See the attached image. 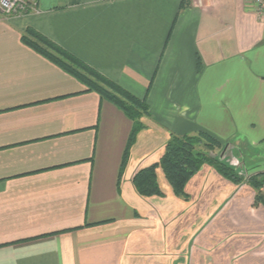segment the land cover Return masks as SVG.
I'll return each mask as SVG.
<instances>
[{"label": "crops", "instance_id": "1", "mask_svg": "<svg viewBox=\"0 0 264 264\" xmlns=\"http://www.w3.org/2000/svg\"><path fill=\"white\" fill-rule=\"evenodd\" d=\"M184 3V5H183ZM0 14V264H264V17L254 0H39ZM32 27L138 97L119 107L27 44ZM225 144L178 196H142L172 134ZM248 166L241 174L239 164ZM264 193V186H263Z\"/></svg>", "mask_w": 264, "mask_h": 264}, {"label": "trees", "instance_id": "2", "mask_svg": "<svg viewBox=\"0 0 264 264\" xmlns=\"http://www.w3.org/2000/svg\"><path fill=\"white\" fill-rule=\"evenodd\" d=\"M21 39L25 44L77 78L87 87L85 91L97 92L102 99L115 104L133 120V129L122 162V167H124L137 134L146 128L142 120L144 116L150 115V106L146 97L141 98L131 93L32 27L23 33ZM224 147V142L207 130L201 129L195 134H172L161 160L136 172L133 183L142 196L163 195L164 191L157 173L160 167L174 193L178 196H187L185 188L188 180L204 163L214 164L224 176L240 182L243 177L233 166L210 155L211 151L224 149ZM249 182L257 191L256 204L264 203L262 190L264 173L250 176Z\"/></svg>", "mask_w": 264, "mask_h": 264}, {"label": "built area", "instance_id": "3", "mask_svg": "<svg viewBox=\"0 0 264 264\" xmlns=\"http://www.w3.org/2000/svg\"><path fill=\"white\" fill-rule=\"evenodd\" d=\"M254 5L258 16L264 17V0H254ZM39 12V0H0V14L7 19Z\"/></svg>", "mask_w": 264, "mask_h": 264}, {"label": "rangeland", "instance_id": "4", "mask_svg": "<svg viewBox=\"0 0 264 264\" xmlns=\"http://www.w3.org/2000/svg\"><path fill=\"white\" fill-rule=\"evenodd\" d=\"M218 151H220L221 149H217ZM213 151H216V150H213ZM211 153V152H210ZM239 164V167H238V169H240L241 170V174H242V172H243V174L245 173V174H248V166L247 165H245V164H243V163H238ZM236 171L238 172V170L236 169ZM250 177V176H249Z\"/></svg>", "mask_w": 264, "mask_h": 264}]
</instances>
